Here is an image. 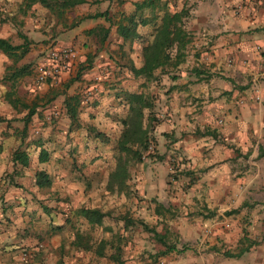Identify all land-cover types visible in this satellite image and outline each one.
Returning <instances> with one entry per match:
<instances>
[{
	"label": "crops",
	"instance_id": "1",
	"mask_svg": "<svg viewBox=\"0 0 264 264\" xmlns=\"http://www.w3.org/2000/svg\"><path fill=\"white\" fill-rule=\"evenodd\" d=\"M142 1L87 0L68 10L74 25L63 15L60 31L69 38L52 47L74 49L76 64L90 59L71 88L65 81L75 75L74 62L59 78L36 83L50 63L43 65L40 55L51 48V36L43 30L32 40L21 26L39 20L22 19L16 9L40 6L0 0V39L26 45L15 61L0 51V264H264V0H159L169 14L183 13L187 43L180 64L148 77L134 76L130 67H141L142 43L151 40L149 11L139 13L148 21L136 28L138 39L123 44L115 33L120 18ZM104 12L109 21L88 19ZM22 67L27 74L13 78ZM71 96L77 98L73 125L64 105ZM132 96L145 101L139 126L148 136L155 120L154 134L170 156V167L164 162L148 171H175L170 180L140 171L137 194L129 192L135 160L118 147ZM117 132L113 163L106 146ZM16 149L27 156L26 166L12 162ZM41 151L45 161L38 162ZM118 158L126 176L109 189ZM100 167L103 188L96 181ZM36 172L48 186L35 185ZM81 208L107 216L89 225L76 213ZM137 220L162 232L161 243L150 241ZM83 227L118 247L117 261L109 244L102 257L74 248ZM163 244L174 251L161 254Z\"/></svg>",
	"mask_w": 264,
	"mask_h": 264
},
{
	"label": "trees",
	"instance_id": "2",
	"mask_svg": "<svg viewBox=\"0 0 264 264\" xmlns=\"http://www.w3.org/2000/svg\"><path fill=\"white\" fill-rule=\"evenodd\" d=\"M25 9L30 8L32 5L36 4L44 8L51 16L55 17L58 21L63 20L64 12L71 10L74 6L85 3L87 0H21ZM94 2L96 0H93ZM134 13L128 17H121L119 22L115 24V33L118 38H120L123 44L131 43L134 39H138L136 34V28L138 26H143L149 22L153 24L152 34L150 35V41H144L142 43L141 51L139 54V59L141 60V67L135 69L130 67V71L134 76H146L148 77L154 70L161 69L164 70L167 67H176L183 60L182 51L187 43V35L183 30V25L181 22L184 16L182 12L169 14L166 12L164 7L160 4L159 0H144L141 3L134 4ZM142 9H147L150 13L149 19L140 18V11ZM162 12L160 15L158 13ZM107 12L95 14L89 16L88 19L103 18L105 21H109L107 18ZM74 25V24H73ZM111 25V24H110ZM103 40H101L102 42ZM0 51L5 54L8 58L12 60H17L21 58L26 53V45L22 46H12L8 41L0 39ZM173 54V56H171ZM85 69L89 67L90 59L86 60ZM25 67L14 70L11 74L13 78L22 77L27 74ZM10 76V77H11ZM73 81V80H72ZM134 105L129 107L128 119L123 122V128L119 139L118 147L119 153L123 156L130 157L135 161L139 162L141 160V154L146 151L147 145L149 144V138L147 136V130H142L139 126L140 123V109L145 102L141 96H132L131 98ZM77 103V98L74 96L68 97L64 101L66 114L70 120V125L76 123V111L75 104ZM32 113L29 111L28 117ZM27 120V119H25ZM135 147V148H134ZM44 152H40L38 155V162L45 161ZM12 162H17L21 166L27 165V156L24 152L16 149L11 156ZM121 158H118L115 168L109 174L108 188L120 187L123 177L126 176V164L122 162ZM34 183L38 187H46L49 185V181L43 172H36L34 175ZM81 215L89 225H99L101 219L107 216L105 213L98 211L97 209H79L76 212ZM127 222V221H126ZM127 223H132L128 221ZM136 224L141 227V229L151 234L155 241L161 243V236L157 234L153 228H149L147 225L143 224L141 221H136ZM116 242L119 239L116 237ZM110 249L114 251L110 257L112 260L117 261L116 257L118 255V247L114 248L111 243ZM101 240H92L90 234L86 232L74 234V239L71 245L74 248L82 250L84 252L94 251L96 256L102 257L104 252H108V245ZM164 250L161 254L174 251V247L166 246L163 244ZM109 249V250H110Z\"/></svg>",
	"mask_w": 264,
	"mask_h": 264
},
{
	"label": "rangeland",
	"instance_id": "3",
	"mask_svg": "<svg viewBox=\"0 0 264 264\" xmlns=\"http://www.w3.org/2000/svg\"><path fill=\"white\" fill-rule=\"evenodd\" d=\"M17 13L16 15L21 17L22 19L26 18V19H31L32 22H35L37 19L39 20L37 24L35 25H31V23L28 21V24H25L23 26H21L22 31L25 30V33L30 32L29 30H31L32 33V40L33 39H37V33L41 34L42 31L44 30L45 32L47 31L46 35L51 36L50 38H48L46 41L48 46H54V43H65V41H67L68 37V33H66V31L61 32L60 30H63L64 28L66 29V26H64L60 21H58L55 17L51 16L45 9H42L41 7L38 8V10H34V11H23L21 9H16ZM66 20L65 23L69 25L74 24V22L76 21V18H73L72 12L71 11H67L64 14ZM61 32V33H58ZM58 33V34H57ZM34 34V35H33ZM37 36V37H36ZM39 38V37H38ZM34 42V41H33ZM41 62L43 65H45L46 62V55L45 52H43L41 55ZM122 59V57H121ZM76 61L72 64L75 65ZM84 68H85V64L84 65H80V64H76L75 65V69L73 74L74 77H72L73 75L69 74V76L66 78L65 81V86H67L68 84H71V88L73 86H75V83L72 84L70 83V81H77V79L84 73ZM154 120V119H153ZM154 121L151 122L150 124V128L151 131H149L148 133V137H149V144L147 145L146 151H143L141 154V160L139 162H135V161H130L129 164V174H130V184L129 187L131 188V190L129 191L132 194H137L138 192V187L136 188L135 185V181L136 178L138 177V174L140 173V171H143L145 173H149L152 177L155 178H163V177H168L169 180L171 178L174 179L175 174H174V170H172L171 173L165 172L164 169H160L159 170H155V169H151L148 171L149 166L153 165L154 168H156V166L159 165H163L164 162H166V164L170 167L171 165V161H170V156L169 154L166 153L165 149L162 148L161 143H159V139L157 138V136H155L156 134H154ZM117 136L112 138L111 142L107 143V150H109L110 152L107 153L108 155H110V160L111 162L115 163V157L117 155L115 148H116V140L118 137V132L116 133ZM116 138V139H115ZM101 139V138H100ZM98 139V140H100ZM100 143V142H99ZM160 156H164L163 161L162 162H158V159L160 158ZM99 169V168H98ZM100 170H102V168L100 167V169L98 170V173H96V181L98 182V187L99 188H103L104 185L102 183V179L104 178V173L100 172ZM170 172V169H169ZM108 207L110 206V209L114 210L115 206L114 203L115 202H110L108 201ZM107 207V205H105ZM90 234V237L92 238V240H98L101 239L100 238V233L98 230H93L91 228H85L83 227V232H86ZM159 235H163L162 232H159ZM168 239H172V234L171 233H167L166 234ZM164 236V235H163ZM165 237V236H164ZM166 237V238H167ZM149 240H154L153 237L151 235H148ZM155 242V240H154Z\"/></svg>",
	"mask_w": 264,
	"mask_h": 264
},
{
	"label": "built area",
	"instance_id": "4",
	"mask_svg": "<svg viewBox=\"0 0 264 264\" xmlns=\"http://www.w3.org/2000/svg\"><path fill=\"white\" fill-rule=\"evenodd\" d=\"M76 55V51L70 47L57 48L51 46L46 53V59L50 63L39 69L35 78L36 83H43L46 80H55L61 75L69 72ZM27 256L26 253H22L21 259L25 260Z\"/></svg>",
	"mask_w": 264,
	"mask_h": 264
}]
</instances>
